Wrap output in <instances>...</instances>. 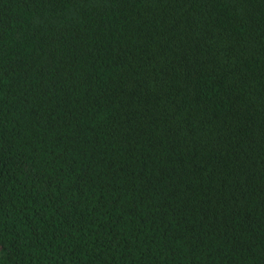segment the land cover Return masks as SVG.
<instances>
[{
	"label": "trees",
	"instance_id": "obj_1",
	"mask_svg": "<svg viewBox=\"0 0 264 264\" xmlns=\"http://www.w3.org/2000/svg\"><path fill=\"white\" fill-rule=\"evenodd\" d=\"M0 264H264V0H0Z\"/></svg>",
	"mask_w": 264,
	"mask_h": 264
}]
</instances>
